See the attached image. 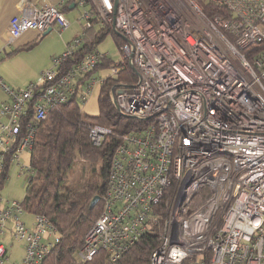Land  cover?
I'll return each mask as SVG.
<instances>
[{
    "label": "built area",
    "instance_id": "obj_1",
    "mask_svg": "<svg viewBox=\"0 0 264 264\" xmlns=\"http://www.w3.org/2000/svg\"><path fill=\"white\" fill-rule=\"evenodd\" d=\"M67 1L36 7L19 0L7 43L28 29L67 28L60 10ZM76 1L92 7L82 14L84 27L96 17L124 37L110 72L129 68L135 78L113 86L112 99L119 113L145 122L116 146L101 211L77 258L105 250L118 260L159 225L157 207L174 184L149 264H205L207 252L208 264H264V0H210L225 10L210 21L196 0ZM81 44L82 33L24 88L0 78L8 95L0 103V179L17 161L26 182L32 170L19 157L32 148L35 123L90 95L96 78L88 75L106 54L93 49L65 67ZM107 133L93 125L89 136L100 145ZM22 212L20 201L0 197V264L6 229L24 245L19 264H43L58 241L47 217L33 214L27 224Z\"/></svg>",
    "mask_w": 264,
    "mask_h": 264
},
{
    "label": "trees",
    "instance_id": "obj_2",
    "mask_svg": "<svg viewBox=\"0 0 264 264\" xmlns=\"http://www.w3.org/2000/svg\"><path fill=\"white\" fill-rule=\"evenodd\" d=\"M196 1L205 19L210 21L217 14L225 16V10L212 1ZM72 3L77 5L76 0H68L60 10L64 12ZM91 20V26L83 27L82 44L74 57L64 60L65 67L78 61L87 51L97 49L96 45L109 33L118 46L125 42L124 37L111 27L99 26L96 17H91ZM12 54L13 51L3 58ZM112 62L104 55L102 62L88 76L98 68L113 66ZM101 78L96 115L85 113L74 96L68 103L52 108L44 120L37 121L34 125L33 145L29 151L32 173L25 182V195L20 204L22 214L27 213L31 218L33 214L44 215L58 234V241L51 247L43 264H149L151 252L160 244L158 230L162 231L169 204L174 197V184L167 189L157 207L159 225L155 230L141 236L118 260L110 261L105 250H99L87 262L80 261L76 256V252L83 245L85 233L101 211L100 199L92 207L90 201L95 195L101 197L105 191L116 146L124 135L145 124L134 117L119 113L112 99L113 86L133 82L134 72L124 68L118 73H106ZM82 81L83 78H80L79 83ZM93 125L109 130L100 145L93 144L90 139L89 133ZM76 160L83 162V172L77 180L72 181ZM9 169L7 163L5 174L0 179V189L8 177ZM209 258L208 252L205 253V264L209 263ZM182 264H192V261L187 258Z\"/></svg>",
    "mask_w": 264,
    "mask_h": 264
},
{
    "label": "rangeland",
    "instance_id": "obj_3",
    "mask_svg": "<svg viewBox=\"0 0 264 264\" xmlns=\"http://www.w3.org/2000/svg\"><path fill=\"white\" fill-rule=\"evenodd\" d=\"M90 7V2L84 4L77 3L75 7L68 9L65 12V17L70 23V28L65 33L61 34L60 29L54 26L46 34V37L40 40L32 48L24 51H18L13 56L0 60V76L2 77L5 85L10 89L17 90L24 88L31 81H37L40 78V72L46 68L51 67L53 65V59L60 56L65 51L66 44H64L63 41L64 37L71 31H76V36L81 34L85 22L83 19H81V17L82 14ZM72 39H74V37H72L70 41ZM96 47L100 53L106 54L107 57L113 61L112 64L117 62L121 58L118 45L116 44L114 37L110 33L107 34L96 45ZM5 49L6 51H10L13 48L11 45H9L6 46ZM53 51L57 52L55 56H51L53 55ZM110 71L111 67H101L96 69L91 74L90 78H96V82L94 83L93 89L90 95L86 98L85 102L80 104L81 109L85 113L89 115L97 114V99L100 86L99 78L102 77V75L109 73ZM89 80V78H86L85 82H88ZM4 94L8 99L7 93L3 90L2 87H0V99L4 98ZM29 158V151H23L20 154L19 163L28 165ZM15 163L10 167L8 171V177L6 178L3 187L0 189V197L2 201L15 200L19 202L25 195V174L24 172L21 173L20 165ZM82 168L83 162L76 160L74 162L73 173L71 175L72 181L77 180L82 175ZM21 217H23L27 221L31 219V217L27 213H23ZM12 243L13 246L10 249L8 248L7 253V255L9 256V260H5L3 264H12L13 262H15L16 264L20 263L21 257L24 253V245L16 240H13ZM6 245L9 246V242H6Z\"/></svg>",
    "mask_w": 264,
    "mask_h": 264
},
{
    "label": "crops",
    "instance_id": "obj_4",
    "mask_svg": "<svg viewBox=\"0 0 264 264\" xmlns=\"http://www.w3.org/2000/svg\"><path fill=\"white\" fill-rule=\"evenodd\" d=\"M18 1L19 0H0V50L3 51L0 60H2L3 57L7 53H9V52H12L13 51V54L11 55V56H13L18 51H24V50L30 49L34 45H36L40 40H42V39H44L46 37V34H43V33L41 34V33H39L36 30L28 29L25 32H23L19 37H17L14 41H12L10 43H7L8 42L7 41V27H8V23H9L10 18L13 16V14H15L17 12V4H18ZM26 1L28 3L36 6V7H40V6H43L45 4H59V2H60V0H26ZM74 6H71V4H70L68 6V9H71ZM68 9L64 10V15H65V12ZM69 25H70V23H69ZM69 28H70V26L67 29L66 28L65 29H60V33L61 34L65 33ZM82 32H83V28H82ZM76 35H77L76 34V31H71L69 34H67L64 37V39H63L64 44L67 45V43L70 41V39L72 37H75ZM9 45H11L13 49H11L10 51H6L5 47L6 46H9ZM56 53H57L56 51H53V55H51V56H55ZM11 56H9V57H11ZM9 57H6V58H9ZM41 72H40V74H41ZM0 78L2 79L1 76H0ZM2 81H3V79H2ZM2 97H3V95H2ZM4 98L3 99H0V103H2L4 100H7V97L5 96V94H4ZM17 163L18 162H16L15 164H17ZM21 218L27 224H29V222L31 220L30 219L29 221H27L23 217H21ZM13 240H15V239L11 235L10 230L9 229H6L5 236H4V244L6 246V257H7L6 260H9V256L7 255V253H8V248L10 249L13 246V243H12ZM6 242L7 243L9 242V246L6 245ZM20 243H22V242H20ZM12 264H16V263L13 262Z\"/></svg>",
    "mask_w": 264,
    "mask_h": 264
},
{
    "label": "water",
    "instance_id": "obj_5",
    "mask_svg": "<svg viewBox=\"0 0 264 264\" xmlns=\"http://www.w3.org/2000/svg\"><path fill=\"white\" fill-rule=\"evenodd\" d=\"M71 6H74V3L71 4ZM52 28H48L47 30H45L43 32V34H47ZM100 199V196L99 195H95L91 201H90V207L94 206Z\"/></svg>",
    "mask_w": 264,
    "mask_h": 264
}]
</instances>
